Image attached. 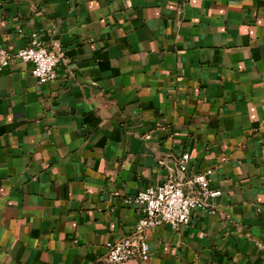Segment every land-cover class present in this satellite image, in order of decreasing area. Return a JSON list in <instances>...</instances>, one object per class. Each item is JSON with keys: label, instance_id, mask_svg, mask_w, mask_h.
Instances as JSON below:
<instances>
[{"label": "crops", "instance_id": "crops-1", "mask_svg": "<svg viewBox=\"0 0 264 264\" xmlns=\"http://www.w3.org/2000/svg\"><path fill=\"white\" fill-rule=\"evenodd\" d=\"M31 34L64 59L0 73V264H106L183 154L209 208L125 264H264V0H0V49Z\"/></svg>", "mask_w": 264, "mask_h": 264}, {"label": "built area", "instance_id": "built-area-1", "mask_svg": "<svg viewBox=\"0 0 264 264\" xmlns=\"http://www.w3.org/2000/svg\"><path fill=\"white\" fill-rule=\"evenodd\" d=\"M63 59V51L48 50L36 34H31L24 47L0 49V73L17 60L30 64L33 78L38 84H46L55 80L56 69ZM188 160V154L178 160L177 180H166L137 193L134 202L140 207L141 216L129 236L106 244V264H125L132 260L147 262L150 256L145 238L147 230L164 225L172 229L186 226L194 210L209 208L208 201L213 196L210 189L212 171L187 176Z\"/></svg>", "mask_w": 264, "mask_h": 264}]
</instances>
